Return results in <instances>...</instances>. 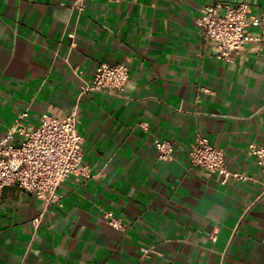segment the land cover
I'll return each mask as SVG.
<instances>
[{
    "label": "crops",
    "instance_id": "0c3cea01",
    "mask_svg": "<svg viewBox=\"0 0 264 264\" xmlns=\"http://www.w3.org/2000/svg\"><path fill=\"white\" fill-rule=\"evenodd\" d=\"M215 1L86 0L79 11L74 0H0V138L25 109L37 124L77 105L91 174L60 185L37 231L43 203L3 187L0 264H264V174L248 153L264 147V41L218 59L197 23ZM251 7L264 18V0ZM249 30L264 34V22ZM105 62L129 66L121 95H81ZM199 134L251 179L191 166ZM156 137L173 143L171 160L158 159Z\"/></svg>",
    "mask_w": 264,
    "mask_h": 264
},
{
    "label": "built area",
    "instance_id": "2783aa9c",
    "mask_svg": "<svg viewBox=\"0 0 264 264\" xmlns=\"http://www.w3.org/2000/svg\"><path fill=\"white\" fill-rule=\"evenodd\" d=\"M86 0H74L73 6L79 11L85 8ZM264 18L253 15L251 0L225 2L216 0L204 4L197 19L203 41L217 44L216 57L233 61L250 42H263L264 34H255L249 30L251 24H263ZM130 71L127 63H100L90 82L81 87V95L93 92H108L120 96L129 80ZM29 109L17 114L14 123L0 138V193L8 185H17L21 189L34 193L43 203L40 214L32 220L37 231L47 208L60 203L63 195L60 185L72 175L90 177L88 164L84 161L83 135L78 130L80 117L79 106H75L65 116L51 112L43 113L37 124L27 122ZM139 125L145 131L150 129V122L142 120ZM22 139L12 142L15 136ZM160 161L174 157V145L167 139H154ZM248 153L256 157L264 174V147L250 143ZM191 166L205 168L208 173H218L223 182L229 180L246 181L251 177L245 173L231 171L225 161L223 149L214 147L207 136L197 135L189 150ZM107 223L123 229L124 223L112 211L107 212Z\"/></svg>",
    "mask_w": 264,
    "mask_h": 264
}]
</instances>
